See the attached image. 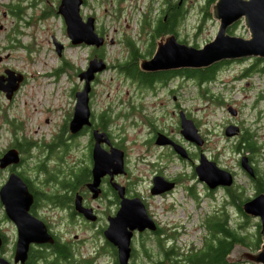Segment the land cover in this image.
Returning a JSON list of instances; mask_svg holds the SVG:
<instances>
[{"label": "flooded vegetation", "instance_id": "obj_1", "mask_svg": "<svg viewBox=\"0 0 264 264\" xmlns=\"http://www.w3.org/2000/svg\"><path fill=\"white\" fill-rule=\"evenodd\" d=\"M62 1L16 0L6 6V14L15 18L24 28H29L36 23H47L48 26H53L54 21H57L59 23L57 30L62 33L65 40L68 25L65 20V5L62 6ZM65 1L72 4L74 1L80 2V17L83 24L93 19L95 34L103 40L100 46L84 44L77 46L90 52L88 62L92 59L105 61L106 71L117 70V75L122 77L123 81L143 90V93L135 104L130 101L123 110L118 109L114 112L111 108H106L96 113L93 109L94 92L92 90L90 94L91 125L84 126L75 135L70 134V112L66 116V122L65 119L62 120L57 130L51 134L49 142L42 144L18 136L22 130L21 125L8 121L2 114L0 141L2 131L8 132L9 138L0 148V160L7 151L13 150L18 154L20 162L5 168L0 167V178L6 181L13 174L19 176L27 185L32 202L27 214L23 215L24 221L21 222V219H18V222L14 223L8 219L5 207L0 204V264H119L117 247L108 242L105 233L113 220L117 218L122 203L126 201H139L148 218V220L144 219V229L131 231L127 264H213L211 259L201 261L206 254L209 256L210 248L216 242L212 231V219L221 214L229 218L226 207L230 204V190H241L242 187L237 184L235 178L230 187L217 185L210 188L194 171L200 156L206 155L208 140L206 135L201 133L199 124L195 120L194 123L205 140L202 147L185 142L180 133L181 81L192 79L193 76L179 69L151 73L144 72L140 68L143 60L152 59L158 42L164 41L167 37H174L177 43H182L178 38V31L183 26L184 15L175 20L173 32L161 33L158 32L157 27L160 22L166 21L168 7L177 6L184 9V0L182 2L181 0H148V5L160 3L162 5L160 11L154 16H151L150 12L139 13L138 29L135 34H130L128 30L121 31L116 40L109 41L105 26L98 23V8L110 5L111 19L119 24L125 6L138 5L140 0ZM20 28L16 26L15 32L20 33ZM108 43L118 48L112 65L107 62L105 54ZM54 45L62 49L61 55H57L59 58L65 52V41L60 45L54 42ZM12 47L13 45L10 46ZM67 47H71L69 41ZM133 60L136 61L135 76L126 70V65ZM229 64L232 63L224 62L221 68ZM5 71L14 72L12 69L0 68V76H3ZM103 72L97 74L93 82H98ZM141 74L158 75V77L153 81H147L141 77ZM15 77H18L17 74ZM175 81L177 90L170 86ZM25 82V76H23L12 99ZM8 84V81H4V85ZM0 95L5 97L1 92ZM146 99L154 103L145 102ZM166 103L169 106L167 113L172 119L173 129L161 127L158 124V116L151 111L153 108L166 106ZM0 111L3 113V109ZM184 113L186 117H191L185 111ZM119 121L126 123V126H118ZM6 124H8L7 127ZM127 130L132 132L137 130L142 137L140 147L143 150H140L132 162L142 165L144 173H135L129 167L135 140L128 143ZM143 130L144 134L141 136ZM56 134L57 137H55ZM96 134H105L108 140L99 137L97 144L94 140ZM159 135L165 137L162 143H157ZM80 138L86 139L81 149L77 142ZM172 143L185 149V158L176 153ZM96 145L103 155L109 156L113 151L115 156L107 164L109 167H105L104 173L95 180L93 153ZM39 148H44L45 155L41 159L35 157V160H32V152ZM71 150L80 153L79 158L74 160L77 162L75 166L68 165ZM121 159L124 172L118 173L116 172L117 163ZM30 161L32 164H29ZM87 163L89 167L86 166ZM166 164L168 166H165ZM172 164L173 169L179 165L189 166L190 173L167 172ZM251 166L252 176L247 177L249 182L252 180L253 191L250 199L263 192L257 188L261 184L257 181L258 173L255 163L251 162ZM79 169H82L81 173H78ZM232 176L235 175L232 174ZM155 181L167 189L154 193ZM242 192L245 199L244 188ZM217 193H222L224 197L229 198V201L221 199L216 213L211 217L205 213L201 225L196 228L200 235L197 237V244H188L186 240L183 241V236L187 235L186 226L191 223V219L187 217L184 221L176 220V212L183 211L188 203H191L195 209L207 208V206L212 209ZM134 209L141 214L138 204L134 206ZM240 216L239 231L241 233L252 234L257 241L258 237L264 236L258 219L252 218L255 224L244 228L246 218L244 215L240 214ZM43 228L52 238V243L37 244L32 241L33 235L41 232ZM235 247L233 246L225 258L227 264L242 263L239 261V256H233L236 260L232 262L228 260L234 254Z\"/></svg>", "mask_w": 264, "mask_h": 264}, {"label": "rangeland", "instance_id": "obj_2", "mask_svg": "<svg viewBox=\"0 0 264 264\" xmlns=\"http://www.w3.org/2000/svg\"><path fill=\"white\" fill-rule=\"evenodd\" d=\"M15 1L0 0V27L2 28L0 31V68L12 69L15 73L25 76L26 82L11 101L0 95V109H3V113L0 111V122H3L1 117L3 114L8 121L21 125L22 130L18 136L28 138L38 144L47 143L61 121L65 119L66 122L67 114L72 111L76 89L79 91L82 86L77 73L87 66L90 52L83 48H68L67 36L65 35L64 40L62 33L57 30L59 27L57 21H54L53 26H48L47 23H36L29 28L22 27V24H19L15 18L6 14V6ZM205 1L207 0H184L185 19L183 27L178 31L181 44L191 47L201 46L215 37L218 22L212 18L211 8H204ZM148 3V0H140L138 5L125 6L119 24L111 19L112 7L110 5L98 8V23L105 26L108 32V41L116 40L121 31L128 30L130 34H135L138 29L139 13L150 12L151 16H154L162 8L160 3L149 5ZM208 12H210V16H208ZM28 14L31 15V13ZM16 26L21 27L20 33L15 32ZM230 35L243 39L249 37L243 20ZM53 36L54 38H52ZM53 39L58 43L65 41V52L60 60L54 51ZM11 45H13L12 48H10ZM117 52L116 45L107 44L105 54L107 62L111 65ZM261 60L264 61V59ZM239 61L241 60H236L235 63L221 68L218 73H214L213 78H217L205 85H197L199 83L197 76L191 77L192 79L189 80L182 79L179 92L182 111L188 113L198 122L201 133L207 137L205 154L219 167L233 172L236 175L237 184L244 188L245 194L250 197L253 191L251 180L249 182L247 176L240 170L238 160L242 155L235 151L238 137L226 138L223 131L227 125L233 124L239 127L243 125L244 128H249L250 131L256 133L257 144L261 145V150L255 158V166L257 173L264 175V73L259 71L245 75V70L254 65L255 59ZM65 63L69 66H65ZM257 64L259 68L263 66L262 62H257ZM58 66L59 72L56 71ZM116 71L110 69L103 72L99 81L92 85L93 109L96 113L106 108H111L114 112L118 109L123 110L127 107L128 102L132 101L135 104L143 93V90L123 81ZM170 86L177 90L176 81L172 82ZM215 99L224 102V105H215L212 102ZM145 102L153 101L146 99ZM227 106H231L238 115L232 117L226 111ZM151 111L158 116V124L161 127L173 129L172 119L167 113L169 112L168 103L166 106L153 108ZM15 120L17 121L15 122ZM117 125L126 126V123L119 121ZM5 126L7 127L8 124ZM1 134L0 148L6 144L9 138L8 132L2 131ZM143 134L144 130L141 136ZM127 135L128 143L135 140L134 149L130 154L129 167L135 173H144L142 165L132 162L140 150H143L140 147L142 137L137 130L135 132L127 130ZM77 142L81 149L85 145L86 139L80 138ZM44 155V148H39L31 154L32 160H35V157L41 159ZM79 156V152L71 150L68 165H77L74 160ZM249 157L248 159H253ZM29 164H32V161ZM86 166L90 165L87 163ZM173 167V164L170 165L167 172L190 173L189 166L179 165L175 169ZM81 172L82 169H79L78 173ZM4 183L5 180L0 178V186ZM221 199L229 201V198L224 197L222 193H217L212 209L208 206L195 209L191 203H188L183 211L176 212V220L184 221L187 217L191 219V223L186 226L187 235L183 236V241L186 240L188 244L198 243L197 237L200 235L196 228L201 225L205 213L210 217L216 213ZM226 211L230 215L232 223L239 224L238 228H240L241 216L237 209L229 204ZM251 221L254 225L255 222ZM240 234L244 233L240 232Z\"/></svg>", "mask_w": 264, "mask_h": 264}, {"label": "water", "instance_id": "obj_3", "mask_svg": "<svg viewBox=\"0 0 264 264\" xmlns=\"http://www.w3.org/2000/svg\"><path fill=\"white\" fill-rule=\"evenodd\" d=\"M65 3V18L68 24V37L73 45L85 43L89 46H100L102 41L93 32L92 21L82 24L79 18V5L77 1ZM213 19L219 22V29L215 38L203 45L201 48H194L184 44H177L174 37L164 39L157 43V48L153 58L149 61L142 62L140 68L146 72H161L177 69H206L223 61H235L246 58L264 59V0H216L211 6ZM244 20L245 26L249 32V38L231 36L227 33L235 23ZM106 68L102 60H91L85 71L81 72L78 77L79 81H84L81 91L76 92V104L74 107L73 117L70 121L69 130L71 134L78 133L83 126L89 123L88 94L91 91V82L97 73ZM10 75V73L6 72ZM0 78V90L6 93L7 98L16 91L21 79L17 78L7 86H3ZM227 111L236 116V111L229 107ZM239 129L235 126H228L224 134L226 137L236 136ZM181 134L183 138L198 146L203 144L197 129L191 120H186L183 116L181 119ZM102 135H98L100 137ZM98 137L95 136L98 141ZM163 136H159L157 143H162ZM176 150L182 157H185L183 149L176 147ZM94 179L104 173V168L109 167L110 159L103 155L99 148L95 147L94 154ZM19 157L13 150L5 153L0 160L1 167L11 164H17ZM241 168L252 176V170L248 165V158L242 157L240 160ZM122 159L117 164L116 172H122ZM200 180L207 183L210 188L217 185L230 186L232 176L229 172L219 169L215 163L207 161L203 156L200 159V165L195 169ZM160 182V181H159ZM162 188L160 191H163ZM167 189V188H166ZM0 202L5 206L8 218L18 222L16 214L22 212L26 215L29 205L32 202L31 195L28 192L26 184L17 176L12 175L0 188ZM21 207V208H20ZM141 214L137 213L134 208H128L126 203L122 204L119 213V223H113L105 236L109 243L117 247L119 264H127L129 257V242L131 231L134 229L142 230L145 227V213L140 204ZM246 215L258 217L261 222L262 231L264 232V194L258 195L254 199L247 201L243 207ZM22 222V220H21ZM34 243H52V238L48 236L43 228L41 232L33 235ZM26 245V244H25ZM234 254L228 259L230 262L236 260L233 256H239V261L250 264H264V245L260 250L251 252L240 246L235 247Z\"/></svg>", "mask_w": 264, "mask_h": 264}, {"label": "trees", "instance_id": "obj_4", "mask_svg": "<svg viewBox=\"0 0 264 264\" xmlns=\"http://www.w3.org/2000/svg\"><path fill=\"white\" fill-rule=\"evenodd\" d=\"M214 3V0H207L206 2V8ZM184 12L183 7H177V6H171L168 7L167 12V19L165 22H160L157 30L158 32L164 33V32H173V28L175 25V20L177 21L178 18H182V15ZM208 16H210V12H208ZM184 17L182 19L183 23ZM239 24V23H238ZM238 24H235V26L229 31L230 34H232V31L237 27ZM257 62H262L263 66L261 68L258 67ZM136 61L133 60L129 65H126V70L130 73H132L133 76H135V73H137L136 70ZM221 64L213 65L207 69H198V70H187L183 71V73H186L191 76H197L200 83H206L209 82L216 71L219 70ZM262 72L264 73V61L255 59V63L252 67L245 70L246 74H252L254 72ZM142 78L147 81H153L155 80L158 75H144L141 74ZM214 79V78H213ZM236 152L237 153H247L250 155L249 158L256 157V154L260 152L261 145L257 144L256 139V133L250 131L249 128H245L244 132L240 135L239 139L237 140V143L235 145ZM257 181L261 184L258 185V190H263L264 193V176H260L257 178ZM240 188V187H239ZM230 204L233 205L237 211L244 215L241 209L242 203L244 202V194L242 192V189H234L230 190ZM245 217V215H244ZM228 216L223 217L221 214L216 215L212 219V231L214 233V239L215 243L210 248L209 256L206 254L203 259H211L213 264H227L225 262V258L227 254L230 252V250L233 248V246L239 245L245 248H250L251 250H258L261 246V244L264 242V236L257 238L249 233L240 234L238 226L239 224H230ZM250 223L246 220L244 228L249 227ZM218 234H220L218 236ZM264 235V234H263Z\"/></svg>", "mask_w": 264, "mask_h": 264}, {"label": "bare ground", "instance_id": "obj_5", "mask_svg": "<svg viewBox=\"0 0 264 264\" xmlns=\"http://www.w3.org/2000/svg\"><path fill=\"white\" fill-rule=\"evenodd\" d=\"M20 208H21V207H20ZM23 215H24V214L20 211V212H18V213L16 214L15 217L18 218V219H21L22 221H24ZM20 217H21V218H20ZM32 228L35 229V227H33V226H32Z\"/></svg>", "mask_w": 264, "mask_h": 264}]
</instances>
